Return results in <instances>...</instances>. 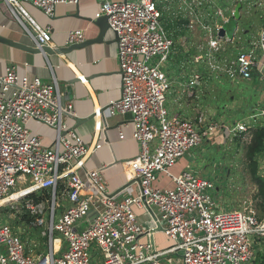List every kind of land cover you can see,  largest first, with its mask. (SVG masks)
I'll return each instance as SVG.
<instances>
[{
    "label": "built area",
    "instance_id": "built-area-1",
    "mask_svg": "<svg viewBox=\"0 0 264 264\" xmlns=\"http://www.w3.org/2000/svg\"><path fill=\"white\" fill-rule=\"evenodd\" d=\"M78 1L4 0L38 48L52 42L53 27L41 25L26 4L53 17L57 4ZM99 3L96 17L108 16L109 26L118 36L122 81L121 97L107 109L113 115L132 114V136L140 151L126 163L125 171L140 184L141 192L135 196L110 192L101 169L87 170V177L82 178L79 169L85 167L88 153L101 144L87 143L69 126L67 119L76 115L74 103L63 95L56 80L19 79L16 66L10 65L0 82V201L7 198L0 209L12 212L0 222V264H97L93 262L96 251L101 255L99 264H166L172 263L173 253L180 250L182 264L255 262L264 235L257 211L236 207L225 197L218 199L215 182L190 168L177 175L172 172L179 158L208 140L219 122L207 112L190 118L168 107L175 81L163 65L174 61L182 27H200L204 42L190 59L183 53L179 63L185 78L181 91L191 95L205 79H250L264 61V24L246 49L227 56L239 31L237 27L230 37L225 27L235 18V7H222L217 0ZM174 3L179 6V23L167 22L166 11L174 9ZM222 28L224 35L220 34ZM84 40L83 29L68 32L69 44ZM100 113L97 109L95 115ZM262 116L264 108L253 112L249 122L225 129L234 135L245 134L249 142L252 129L264 123L259 120ZM31 121L55 130L49 144L32 131ZM97 126L100 128L101 122ZM120 136L124 138L123 131ZM161 173L171 177L175 186H158ZM44 189L51 191V199L36 201L32 194ZM16 191L19 193L14 196ZM223 201L231 208H225ZM135 206L147 209L149 225L140 221ZM15 213L22 225L31 228L16 229L10 221ZM160 228L174 243L166 249H159L152 240ZM35 229L47 237L45 252L34 250L41 244L31 242ZM145 237L149 239L143 240ZM62 241L67 247L58 254L62 248H57V243Z\"/></svg>",
    "mask_w": 264,
    "mask_h": 264
},
{
    "label": "crops",
    "instance_id": "crops-1",
    "mask_svg": "<svg viewBox=\"0 0 264 264\" xmlns=\"http://www.w3.org/2000/svg\"><path fill=\"white\" fill-rule=\"evenodd\" d=\"M237 1L240 0H228L225 5L234 9ZM258 1L260 6H264V0H243L241 15L244 8L255 7L257 9ZM26 7L41 25L53 27L52 42L47 45L50 52L37 49L32 38L13 17L4 0H0V79L6 75L10 65H15L19 79L28 78L30 80L34 77H40L47 83L56 80L63 95L72 99L74 103L76 115L67 119L69 126L74 128L87 143L94 144L97 142L101 144L100 148L88 153L85 167L79 169L80 176L86 178L87 170L101 169L108 182L110 192H119V194L121 192L120 196L139 195L141 192L140 184L128 178L125 171L126 163L134 159L140 151L139 142L132 136V114L117 113L113 115L107 109L111 101L121 97L122 81L118 45L114 31L110 28L103 39L97 40L100 35V27L96 24L98 19L96 15L100 9L99 0L59 3L55 7L53 17H48L34 5L26 4ZM229 11L231 12V10ZM229 11L227 12L229 13ZM234 19L237 21L239 29L238 20ZM261 28L257 33L239 29L240 35L234 43L229 44L231 46L230 55L227 56L235 55L238 51L246 49L250 41L258 37ZM72 29L85 31L84 42L74 47H71L72 45L68 42V32ZM178 47L179 54L174 56V61L180 63L184 58H182L183 52ZM82 77H85V81L82 80ZM223 79L225 77H219L217 80L205 79L200 86L193 89L191 95L183 93L180 90V85L174 84L173 90L168 95L172 111L190 118H194L203 111L207 112L209 118L219 122L208 140L200 146L188 150L179 158L172 168L174 174L177 175L188 168L194 170L196 168L194 164L197 160L198 163H208L210 161V154L208 153L212 148L229 149L231 161L232 163L235 162L233 149L228 147L232 142L230 140L245 139V134L237 133L234 135L225 127H233L237 122H244L245 120L236 121L233 119V122L228 124L223 119L222 112H220L221 108L212 102L218 98V95L214 94L211 89L213 87L218 88L219 82ZM231 81L233 87L229 97L232 100L227 105V109L232 114L240 113L243 118L246 117L249 120L253 112L264 108V61H261L260 67L258 66L254 70L250 79L237 78ZM236 85L240 86L236 87ZM241 86H244L245 89ZM97 109H101V113L96 116ZM217 113L220 118L214 117ZM259 120L264 121V117L262 116ZM98 122H101L100 128L97 126ZM29 126L35 134L43 138L46 144H49L55 137V130L47 125L31 121ZM257 126L259 123L255 127ZM121 131L124 133V138L120 136ZM234 136L236 137L233 138ZM156 184L168 188L175 186L171 177L165 173L160 174ZM233 198H228V200L234 202ZM134 209L140 221L146 226L149 225L150 217L147 214V209L136 206ZM38 233L36 232V234ZM34 234L35 231L30 237L33 238ZM146 239L149 238L145 237L143 240ZM152 240L159 249H166L174 244L173 240L161 228L153 233ZM32 241L42 243L40 238L31 239ZM39 245V247H34L36 252L47 250V243L44 249V245ZM59 247L62 249L58 254L66 249L67 243L65 241L59 242L57 248ZM178 253H173V262L166 264H182L181 256ZM96 255L100 256L96 262L99 264L101 255L97 251Z\"/></svg>",
    "mask_w": 264,
    "mask_h": 264
},
{
    "label": "rangeland",
    "instance_id": "rangeland-1",
    "mask_svg": "<svg viewBox=\"0 0 264 264\" xmlns=\"http://www.w3.org/2000/svg\"><path fill=\"white\" fill-rule=\"evenodd\" d=\"M177 3V2H176ZM174 3L175 7L173 10H167L166 11V17L167 22L172 23H179L180 22V14L176 12V9H178V5ZM225 0H217V4L224 7L225 6ZM264 22V6L259 5L257 9L255 7L244 8L242 11V17L240 20H238L239 29L241 31L244 30H250V32L257 33L258 30L261 28L262 24ZM225 27L227 29L228 35L232 37L234 35L236 29H237V21L235 19L230 23L225 24ZM240 35L239 32H237L236 37ZM177 46L180 47L181 52L187 54V57L190 59L196 52H197V46L201 45L204 42V30L200 27H196L193 30L188 29L185 25L182 27L181 31L178 33V38L176 39ZM178 47V49H179ZM179 54V52L177 51ZM158 60V58L156 59ZM163 69L167 72L171 80L175 81V85H180V90L182 88L181 83L185 81V78H183L184 72L178 62L175 61H166L163 65ZM199 67L202 68V65H199ZM191 68V67H190ZM188 69V71L190 70ZM217 80V79H213ZM216 82V81H215ZM214 82V83H215ZM245 83V82H243ZM240 85H236L238 87ZM233 83L230 79H223L219 82V87L215 88L213 87L214 94L218 95V98H215L212 102H214L218 107L221 108L220 112H222L223 119L226 120L228 124L232 123L234 120H245L250 121V119H246V117L243 118L240 113L232 114L230 110L227 109V105L231 102V98L229 97V93L232 90ZM235 87V88H236ZM241 88H244V86H241ZM245 89V88H244ZM240 96V95H239ZM168 107L171 109L168 99ZM215 118H220V115L218 113ZM30 127V126H29ZM234 136L233 138H235ZM232 141V142H230ZM229 148L233 149V153L235 156V162L232 163V157L230 155L229 149L226 148H212V150L208 153L210 154V161L204 162V163H198V160L195 161V167L194 171L197 173H200L201 175L205 176L206 178H209L210 180L214 181L216 184V197L218 199H221L222 197H225V201L228 200V198H233L234 202L233 204L236 207L241 208H248L250 210L251 208L255 209L257 211V215L259 220L264 223V204L262 196L259 192V187L256 185V183L253 180V176L251 174V166L248 162L247 157V144L248 141L246 139L240 138L239 141L230 140ZM230 170V171H229ZM258 173L261 177L264 175V152L260 153L259 157V164H258ZM218 189V190H217ZM234 195V196H233ZM222 200V199H221ZM224 202V201H223ZM225 208L229 209L231 208L230 204H226L224 202ZM12 212L11 210L1 208L0 209V222H3L5 220L6 216L9 217V213ZM60 212V208L57 210V216ZM26 220H28V217H26ZM13 226L18 229H27L31 228L28 227L25 223L22 225V220L20 219V216L15 213V215L10 219ZM35 234L33 238L31 239H39L42 241L43 249L46 246L47 240L43 238L42 236H39L40 230H34ZM32 230V232H34ZM36 232H39L36 234ZM61 238L63 236L59 233H57ZM261 244L259 245V248L261 251L259 255L256 256V261L251 262L248 264H264V235H261ZM178 255H182V251H178ZM100 256L94 255L93 262H98Z\"/></svg>",
    "mask_w": 264,
    "mask_h": 264
},
{
    "label": "trees",
    "instance_id": "trees-1",
    "mask_svg": "<svg viewBox=\"0 0 264 264\" xmlns=\"http://www.w3.org/2000/svg\"><path fill=\"white\" fill-rule=\"evenodd\" d=\"M264 152V127L257 126L252 129V137L247 144V157L251 166V174L256 185L259 187V192L264 204V176L261 177L258 173V164L260 153ZM32 196L36 201L42 199H51L52 194L49 189H44L41 194L34 193ZM26 218V217H25ZM28 220H32L28 218ZM47 240V237H44Z\"/></svg>",
    "mask_w": 264,
    "mask_h": 264
},
{
    "label": "water",
    "instance_id": "water-1",
    "mask_svg": "<svg viewBox=\"0 0 264 264\" xmlns=\"http://www.w3.org/2000/svg\"><path fill=\"white\" fill-rule=\"evenodd\" d=\"M242 7H243V2H242V1H239V2L237 3L236 7H235V12H234V17H235L237 20H239V19L241 18V16H242V15H241V9H242ZM96 24L99 25V27H100V35H99V37H98L97 40H101V39L104 38V36H105V34L107 33V31L110 29V26H109V23H108V16L103 15V16L99 17V18L97 19V21H96ZM224 33H225V28H222V29L220 30V34H221V35H224ZM115 35H116V33H115ZM116 40L118 41V36H117V35H116ZM83 42H84V41H83ZM80 43H82V42H80ZM78 44H79V43L71 44V45H72L71 47H74V46H76V45H78ZM37 49H39V50H45V51L50 52V49L48 48L47 45L44 46V47H42V48H38V47H37ZM0 82H2V78L0 79Z\"/></svg>",
    "mask_w": 264,
    "mask_h": 264
},
{
    "label": "bare ground",
    "instance_id": "bare-ground-1",
    "mask_svg": "<svg viewBox=\"0 0 264 264\" xmlns=\"http://www.w3.org/2000/svg\"><path fill=\"white\" fill-rule=\"evenodd\" d=\"M18 193H19V192L16 191V192L14 193V196L18 195ZM14 196H12V197H14ZM8 199H9V198H8ZM6 201H7V198H6V199H3L2 201H0V205L4 204Z\"/></svg>",
    "mask_w": 264,
    "mask_h": 264
}]
</instances>
